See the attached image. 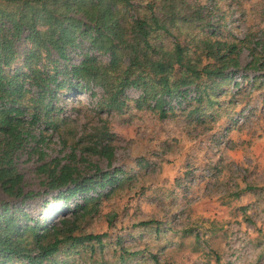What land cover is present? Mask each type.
Wrapping results in <instances>:
<instances>
[{"label": "rangeland", "instance_id": "1", "mask_svg": "<svg viewBox=\"0 0 264 264\" xmlns=\"http://www.w3.org/2000/svg\"><path fill=\"white\" fill-rule=\"evenodd\" d=\"M183 1L186 14L196 10L204 17L172 29L183 44L192 36L232 42L247 31H264V0ZM132 2L141 9L147 4ZM87 45L71 50L67 64L86 52L108 60ZM248 60L243 48L240 67L223 83L209 84L210 95L195 99L190 85L185 99L173 98L162 110L154 100L143 103L135 87L125 90L120 111L102 105L98 87L59 89L53 100L57 128L36 123L35 134L41 129L43 139H29L15 159L24 191L38 194L10 204L48 225L70 216L85 195L64 203L57 192L45 191L40 166L53 159L77 164L84 176L93 175L96 165L118 181L87 192L100 193L98 212L83 227L106 234L102 245L61 249L44 264H156L153 255L158 264H264V69L248 68ZM99 130L113 134L110 161L85 149ZM148 220L156 223L140 224Z\"/></svg>", "mask_w": 264, "mask_h": 264}, {"label": "trees", "instance_id": "2", "mask_svg": "<svg viewBox=\"0 0 264 264\" xmlns=\"http://www.w3.org/2000/svg\"><path fill=\"white\" fill-rule=\"evenodd\" d=\"M183 4V0H147L141 9L132 0H0V264H44L61 249L93 248L106 237L86 233L83 227L98 212L95 201L100 193L87 192L118 181L96 165L91 164L95 171L91 176H84L71 162L53 159L40 166L44 172L40 184L45 191L57 192L56 199L65 203L77 193L85 195L70 216L65 214L51 225L32 220L10 204L9 199L24 202L38 194L24 191L15 159L29 139H43L41 129L35 134L36 123L57 128L53 100L59 89L81 92L98 87L102 105L120 111L126 104L125 90L135 87L143 103L154 100L153 106L161 109L173 98L185 99L190 85L198 94L195 99L210 95L216 81L223 83L240 67L243 48L249 56L246 66L264 69L262 30L260 35L247 31L243 39L232 42L205 35L181 43L172 35L178 22L204 20L200 11L186 14ZM83 42L88 51L105 54L108 60L101 62L86 52L79 62L67 64L69 52ZM112 137L99 130L90 135L85 149L110 161ZM152 223L156 222H140ZM152 259L158 264L154 255Z\"/></svg>", "mask_w": 264, "mask_h": 264}]
</instances>
